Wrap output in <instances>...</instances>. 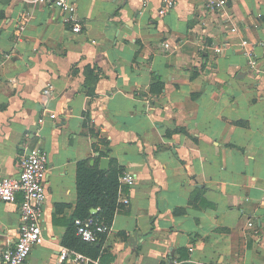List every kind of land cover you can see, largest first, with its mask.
I'll use <instances>...</instances> for the list:
<instances>
[{
  "label": "crops",
  "instance_id": "0c3cea01",
  "mask_svg": "<svg viewBox=\"0 0 264 264\" xmlns=\"http://www.w3.org/2000/svg\"><path fill=\"white\" fill-rule=\"evenodd\" d=\"M73 1L78 32L49 3L0 0V175L48 155L44 240L23 264H75L58 253L78 162L102 157L135 179L118 176L129 202L89 264H264V0ZM19 222L0 202V252Z\"/></svg>",
  "mask_w": 264,
  "mask_h": 264
},
{
  "label": "built area",
  "instance_id": "2783aa9c",
  "mask_svg": "<svg viewBox=\"0 0 264 264\" xmlns=\"http://www.w3.org/2000/svg\"><path fill=\"white\" fill-rule=\"evenodd\" d=\"M41 4L49 3L57 8L62 15V22L71 24L72 30H81L80 24L75 21L76 5L73 0H30ZM175 4V0H162L159 13H166ZM227 0H205L207 10H216L225 7ZM22 28V26H20ZM235 30V28H232ZM243 53L248 58L250 64L255 66L257 58L254 53L253 44L243 39L241 41ZM166 47L169 44L164 43ZM213 51L220 52L221 47L216 46ZM56 114L49 113L50 118H55ZM44 121V116L38 119ZM20 167L17 175H0V202L18 203L20 222L18 226L17 238L11 245L6 246L0 252L3 264H23L30 251L35 245L41 244L44 240L41 221L44 213V201L46 198L44 178L48 169V155L40 148H33L24 151L20 155ZM135 175L129 171H124L119 176L120 183H133ZM117 202L128 203L129 197L124 195L119 188L117 191ZM248 224L251 225V222ZM110 225L103 220L87 218L77 219L75 225L76 235L88 242H95L101 234L107 233ZM60 261L70 260L75 264H89L97 262L95 259L71 249L61 246L58 253Z\"/></svg>",
  "mask_w": 264,
  "mask_h": 264
},
{
  "label": "trees",
  "instance_id": "16d2710c",
  "mask_svg": "<svg viewBox=\"0 0 264 264\" xmlns=\"http://www.w3.org/2000/svg\"><path fill=\"white\" fill-rule=\"evenodd\" d=\"M91 78L95 81L97 76L92 75ZM155 84L158 89L161 87L159 82L153 83L151 85L152 91H155ZM91 91V86H89L88 92ZM108 150L106 148L101 154L107 155ZM121 172V169L116 166L102 170L95 164L90 165L87 160L78 162L77 204L74 216L80 220L91 217L103 220L107 225H110L117 208L118 176ZM91 208H95L97 211L91 213ZM75 225L71 223L63 238V243L69 248L95 259L99 252V242H88L80 239L75 233Z\"/></svg>",
  "mask_w": 264,
  "mask_h": 264
},
{
  "label": "water",
  "instance_id": "95a60500",
  "mask_svg": "<svg viewBox=\"0 0 264 264\" xmlns=\"http://www.w3.org/2000/svg\"><path fill=\"white\" fill-rule=\"evenodd\" d=\"M109 158L108 157H102L100 159V169L105 170L108 166ZM92 212H96V209L92 208ZM132 236H135V233H132Z\"/></svg>",
  "mask_w": 264,
  "mask_h": 264
}]
</instances>
